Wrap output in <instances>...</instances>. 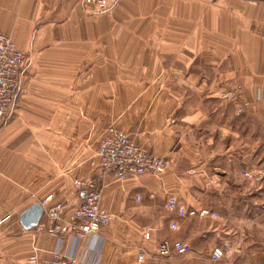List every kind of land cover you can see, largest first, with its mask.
<instances>
[{"label": "crops", "instance_id": "1", "mask_svg": "<svg viewBox=\"0 0 264 264\" xmlns=\"http://www.w3.org/2000/svg\"><path fill=\"white\" fill-rule=\"evenodd\" d=\"M0 30L27 54L0 122V264L56 252L81 264H264V0H110L100 13L84 0H0ZM110 126L168 170L101 175ZM76 179L98 185L110 225L56 236L44 211L23 227L48 196L66 220ZM171 197L218 217L181 218ZM164 240L192 249L152 259ZM227 241L232 251L213 259Z\"/></svg>", "mask_w": 264, "mask_h": 264}, {"label": "built area", "instance_id": "2", "mask_svg": "<svg viewBox=\"0 0 264 264\" xmlns=\"http://www.w3.org/2000/svg\"><path fill=\"white\" fill-rule=\"evenodd\" d=\"M255 4L256 0H245ZM110 0H84L85 6L93 12L100 13L108 10ZM27 61V54L19 49L15 42L0 30V122L5 120L12 110L15 98L19 92L20 70ZM241 96V95H240ZM227 97H236L231 92ZM262 107L264 109V100ZM264 138V128L262 131ZM101 175L112 173L118 180L127 177H139L143 175L160 176L165 173L169 164L164 159L154 157L147 150L137 145L131 135L116 128L108 127L103 133L96 153ZM78 191L79 206L68 216L66 220L61 216L63 204L52 202V196L42 201L46 216L52 222L49 232L56 236L72 234L79 238L95 236L99 231L110 225L113 215L101 207V190L94 181L74 180ZM170 212L177 213L179 217L193 218H217L218 215L208 208L189 209L180 205L175 197H171L167 203ZM5 220H0V225ZM176 229L177 225L172 224ZM146 238L149 235L146 234ZM233 244L229 241L222 246L213 249L211 257L219 260L232 251ZM191 246L180 240H164L157 246L156 252L151 254L152 259L168 258L174 254L182 255L191 251ZM147 258L145 252H141L138 261L143 262ZM35 264H81L75 257L65 256L56 252L52 258L38 260L30 259Z\"/></svg>", "mask_w": 264, "mask_h": 264}, {"label": "water", "instance_id": "3", "mask_svg": "<svg viewBox=\"0 0 264 264\" xmlns=\"http://www.w3.org/2000/svg\"><path fill=\"white\" fill-rule=\"evenodd\" d=\"M43 214V207L39 204H35L21 215V224L26 229L36 227L39 224Z\"/></svg>", "mask_w": 264, "mask_h": 264}, {"label": "rangeland", "instance_id": "4", "mask_svg": "<svg viewBox=\"0 0 264 264\" xmlns=\"http://www.w3.org/2000/svg\"><path fill=\"white\" fill-rule=\"evenodd\" d=\"M232 94L236 95V97H240V93H241V90L240 89H237L236 91H233L231 92ZM229 95V93L226 95V94H223V97L225 98V96L227 97ZM234 97V98H236Z\"/></svg>", "mask_w": 264, "mask_h": 264}]
</instances>
